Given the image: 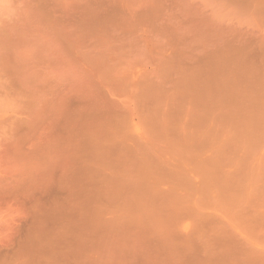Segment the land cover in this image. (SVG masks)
Wrapping results in <instances>:
<instances>
[{
	"label": "rangeland",
	"instance_id": "1",
	"mask_svg": "<svg viewBox=\"0 0 264 264\" xmlns=\"http://www.w3.org/2000/svg\"><path fill=\"white\" fill-rule=\"evenodd\" d=\"M0 264H264V0H0Z\"/></svg>",
	"mask_w": 264,
	"mask_h": 264
}]
</instances>
